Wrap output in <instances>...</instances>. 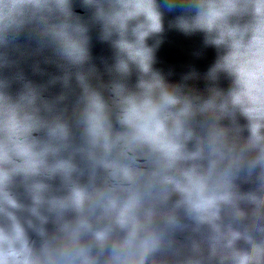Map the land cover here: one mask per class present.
Returning <instances> with one entry per match:
<instances>
[{
  "label": "clouds",
  "instance_id": "clouds-1",
  "mask_svg": "<svg viewBox=\"0 0 264 264\" xmlns=\"http://www.w3.org/2000/svg\"><path fill=\"white\" fill-rule=\"evenodd\" d=\"M0 264H264V0H0Z\"/></svg>",
  "mask_w": 264,
  "mask_h": 264
},
{
  "label": "water",
  "instance_id": "water-1",
  "mask_svg": "<svg viewBox=\"0 0 264 264\" xmlns=\"http://www.w3.org/2000/svg\"><path fill=\"white\" fill-rule=\"evenodd\" d=\"M83 11L82 9H77ZM194 50H201L199 56L193 55ZM94 52L97 55L107 54L106 46L96 42ZM216 51L212 47H204L202 34L185 36L176 30H169L166 39L158 51V66L166 70L173 68L178 78L179 74L186 71L189 65H195L200 71H206L207 67L214 61ZM226 85L227 81H223Z\"/></svg>",
  "mask_w": 264,
  "mask_h": 264
}]
</instances>
